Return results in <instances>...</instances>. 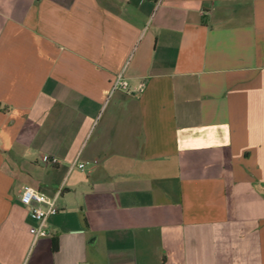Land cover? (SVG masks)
Listing matches in <instances>:
<instances>
[{
    "label": "crops",
    "instance_id": "crops-1",
    "mask_svg": "<svg viewBox=\"0 0 264 264\" xmlns=\"http://www.w3.org/2000/svg\"><path fill=\"white\" fill-rule=\"evenodd\" d=\"M0 264H264V0H0Z\"/></svg>",
    "mask_w": 264,
    "mask_h": 264
},
{
    "label": "built area",
    "instance_id": "built-area-1",
    "mask_svg": "<svg viewBox=\"0 0 264 264\" xmlns=\"http://www.w3.org/2000/svg\"><path fill=\"white\" fill-rule=\"evenodd\" d=\"M161 0H155L158 4ZM128 85L121 75L117 76L112 89H120L127 91ZM51 164H56V159L48 161ZM84 165H77V168L82 169ZM19 201L21 205L27 207L31 217L36 222V225L29 228V234L36 240L48 237L46 230V221L50 216L56 215L58 208L54 199H50L32 188H24L20 193Z\"/></svg>",
    "mask_w": 264,
    "mask_h": 264
},
{
    "label": "trees",
    "instance_id": "trees-1",
    "mask_svg": "<svg viewBox=\"0 0 264 264\" xmlns=\"http://www.w3.org/2000/svg\"><path fill=\"white\" fill-rule=\"evenodd\" d=\"M56 247H57V243L54 241V242H53V249L55 250Z\"/></svg>",
    "mask_w": 264,
    "mask_h": 264
}]
</instances>
